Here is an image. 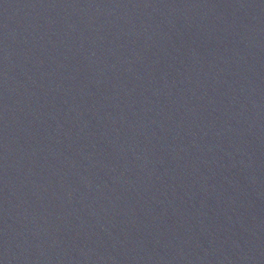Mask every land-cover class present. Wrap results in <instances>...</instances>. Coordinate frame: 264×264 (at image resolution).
<instances>
[{
  "label": "water",
  "instance_id": "95a60500",
  "mask_svg": "<svg viewBox=\"0 0 264 264\" xmlns=\"http://www.w3.org/2000/svg\"><path fill=\"white\" fill-rule=\"evenodd\" d=\"M0 264H264V0H0Z\"/></svg>",
  "mask_w": 264,
  "mask_h": 264
}]
</instances>
